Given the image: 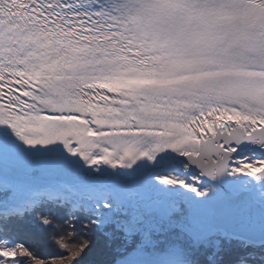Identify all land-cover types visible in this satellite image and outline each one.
Here are the masks:
<instances>
[{"label": "snow or ice", "instance_id": "1", "mask_svg": "<svg viewBox=\"0 0 264 264\" xmlns=\"http://www.w3.org/2000/svg\"><path fill=\"white\" fill-rule=\"evenodd\" d=\"M0 264H264V0H0Z\"/></svg>", "mask_w": 264, "mask_h": 264}]
</instances>
